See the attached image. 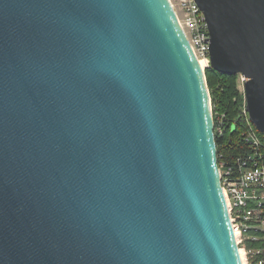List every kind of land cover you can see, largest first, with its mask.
Instances as JSON below:
<instances>
[{"label":"water","instance_id":"95a60500","mask_svg":"<svg viewBox=\"0 0 264 264\" xmlns=\"http://www.w3.org/2000/svg\"><path fill=\"white\" fill-rule=\"evenodd\" d=\"M264 134V0H196ZM205 69L171 0H0V264H245Z\"/></svg>","mask_w":264,"mask_h":264},{"label":"built area","instance_id":"2783aa9c","mask_svg":"<svg viewBox=\"0 0 264 264\" xmlns=\"http://www.w3.org/2000/svg\"><path fill=\"white\" fill-rule=\"evenodd\" d=\"M171 1L199 61H205L206 70L210 67L211 35L205 15L196 0ZM244 82V76L239 74L243 94ZM212 108L215 136L225 138L229 133L236 143L234 151L218 153V164L241 254L246 264H252L254 259L264 264V245L247 246V242H264V141L249 118L246 104L242 117L232 119L222 111L215 112L213 104Z\"/></svg>","mask_w":264,"mask_h":264},{"label":"trees","instance_id":"16d2710c","mask_svg":"<svg viewBox=\"0 0 264 264\" xmlns=\"http://www.w3.org/2000/svg\"><path fill=\"white\" fill-rule=\"evenodd\" d=\"M205 72L214 111H222L231 119L242 117L245 98L243 92L237 87L239 74L222 73L211 66ZM259 133L264 141V134L260 131ZM216 143L220 154L222 152L230 153L235 150L236 143L229 138V133H227L225 138L217 136ZM263 245V241L247 242L249 247H260ZM252 264H258L257 260H252Z\"/></svg>","mask_w":264,"mask_h":264},{"label":"bare ground","instance_id":"6f19581e","mask_svg":"<svg viewBox=\"0 0 264 264\" xmlns=\"http://www.w3.org/2000/svg\"><path fill=\"white\" fill-rule=\"evenodd\" d=\"M204 62H205L204 60L200 59V63H201V66L202 67H205L206 66V64ZM242 257H243L244 263L246 264L245 258H244V255L243 254H242Z\"/></svg>","mask_w":264,"mask_h":264},{"label":"rangeland","instance_id":"374dc122","mask_svg":"<svg viewBox=\"0 0 264 264\" xmlns=\"http://www.w3.org/2000/svg\"><path fill=\"white\" fill-rule=\"evenodd\" d=\"M237 87H238V89H239V84H238V81H237ZM240 90V89H239ZM243 90V89H242ZM241 91V90H240Z\"/></svg>","mask_w":264,"mask_h":264}]
</instances>
